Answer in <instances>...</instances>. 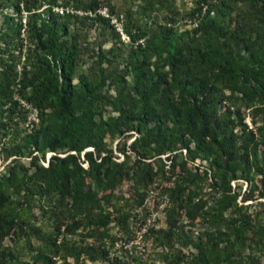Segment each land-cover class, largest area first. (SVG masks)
Instances as JSON below:
<instances>
[{"label": "trees", "instance_id": "16d2710c", "mask_svg": "<svg viewBox=\"0 0 264 264\" xmlns=\"http://www.w3.org/2000/svg\"><path fill=\"white\" fill-rule=\"evenodd\" d=\"M5 1L0 0V7ZM168 1L145 0L143 11L160 10L156 5ZM57 3L23 0L34 46L26 51L20 70L10 45L21 23L0 31L4 42L0 46V156L16 157L0 175V264H68V258L78 261L82 254L110 258L101 241L118 204L111 203L112 210L100 209L101 197L88 186V179L102 177L110 193L128 169L125 162L112 161L110 151L94 154L88 148L128 130L137 133L131 149L141 158L186 149L178 166L183 174H177L176 200L191 220L209 227L194 243L186 234L180 235L182 245L195 247L188 255L170 252L172 228L155 232L153 240L169 248L160 253L165 264L260 263L264 203L262 210L252 211L239 204V192L231 181L254 184L257 177L259 195L264 196V150L257 151L251 131L235 132L234 112L221 108L235 94L263 104L257 134L264 142V0H195L192 13L199 17L183 18L191 27L178 29L168 20L154 28L128 31L133 44L127 50L112 44L105 51L99 44L91 65L79 72L82 45L71 25L86 20L111 25L97 13L101 0H72L74 11L63 13L53 10ZM45 4L47 8L39 11ZM63 5L65 9L68 2ZM15 10L20 12L18 0ZM235 11L231 26L227 19ZM127 75L132 78V91L119 92L118 115L97 119L102 87L106 83L122 87ZM23 102L36 109L39 120L19 128L17 119L25 120L30 112ZM21 156L29 157L28 164L19 161ZM167 157L174 165L176 154ZM196 158L208 162L213 178L209 184L217 189L218 195L208 204L198 196L203 177L197 169L187 168ZM45 159V164L39 162ZM108 195L103 196L107 203ZM35 202L42 218L39 223L33 212ZM116 219L119 227L127 226L126 219ZM79 229H87L82 236L100 242L76 244L68 236ZM7 237L14 246L21 240L23 252L34 251L32 258L4 245ZM31 238L38 244L33 246Z\"/></svg>", "mask_w": 264, "mask_h": 264}, {"label": "rangeland", "instance_id": "374dc122", "mask_svg": "<svg viewBox=\"0 0 264 264\" xmlns=\"http://www.w3.org/2000/svg\"><path fill=\"white\" fill-rule=\"evenodd\" d=\"M15 2L16 0H7L5 1V5L0 7V31H9V27L12 24L15 26L19 22L21 23L18 33L13 35L14 45H10V53L17 56L15 59L16 69L20 70L25 62V53L29 48H33L34 42L32 41L31 30H29L27 25V12L23 11V0H18L20 12L15 10ZM64 2H68L66 6L71 9L72 0H58L53 10L56 6L59 8L63 6L64 8ZM161 4L156 5L160 10L149 12L143 11L145 0H101L100 7H106L110 16L113 18L117 17L122 23L125 34L123 36L116 31V25L111 21V17L106 19H108L112 28L107 23H98L92 20H86L84 24L75 21L71 25V29L76 30L80 34V43L82 45L81 62L77 72L88 69L95 59L94 52L97 51L99 44H101L102 49L105 51L112 44H116L121 49L127 50L133 44L128 31L133 33L137 28H154L168 20H173L175 27L178 29H187L191 27V24H188L183 18L193 20L199 17L197 13H192L195 0H169ZM45 8H47L46 4L39 11L45 10ZM236 16V11L229 15L227 21H229L231 26L235 25ZM112 30L118 34L119 39L112 33ZM0 46H4V42L1 40ZM121 67L122 65H120ZM73 82H76V78L73 79ZM131 83L132 78L130 75H127L122 87H116V85L108 83L102 87L96 104L97 119H105L108 116L118 115L119 110L117 108L120 106L118 104L119 92L124 95L130 94L132 91ZM235 95L233 101H223L221 109L224 110L228 107L234 112L232 115V118L235 120L234 131L239 135L244 131H251L254 135L253 142H257V151L262 152L264 150V142L260 140L257 128L262 124L263 111H261V108H263V104L256 101L249 103L241 97V94ZM77 97L80 98V95H77ZM236 109L239 113H235ZM28 117L29 113L27 112L25 120L21 118L17 119L19 128H26ZM136 135L137 133L133 130H128L123 134L117 133L112 137L106 136L100 145L88 148L94 154L101 152L104 155L110 151L112 161L117 163L125 162L124 168L128 169V174L116 184L110 193L108 189L105 190L100 180V178L103 179L102 177L95 178L96 180L88 179V186L95 189L99 197H101L100 209L112 210L111 203L117 201L118 204V211L113 214L114 219L108 225L107 237L101 241L105 248L108 249L110 258L101 259L96 257L92 259L88 255L82 254L78 261L73 260L71 257L68 258V264H112L113 257L115 258L113 260L114 264L124 262L126 264H165V260L161 259L162 255L160 253L163 250H169V248L153 240L155 232L161 230L167 231L172 228L170 238L172 247H170V252L188 255L196 251L195 247L192 243L182 245L181 241H179L180 235L186 234L194 243L198 241L199 233L204 228H209L207 224L191 220L176 200L177 197L174 192L178 184L177 174H183L178 171V166L180 167L187 154L186 149L179 148L171 153L166 152L161 155H154L153 157L141 158L131 149V142ZM7 138L5 137L4 139ZM121 149H124V151H121ZM49 154L51 153L48 152L45 156L48 157ZM174 154H176V158L173 165L170 163L167 155L171 157ZM13 158L16 157L12 156L4 160L0 156V175L6 170ZM17 158L23 164H28L29 162V157L21 156ZM138 159L141 161H138ZM39 162L45 164L46 159L44 161L39 160ZM83 165L85 167L88 166L85 162H83ZM187 168L192 171L197 169L203 177L198 189V196L202 197L200 201L203 204L210 203V200L215 198L218 193L217 189L212 188L209 184L213 178L212 171L208 169V162L196 158L194 161L188 162ZM205 171L207 175H205ZM256 179L257 177H255L254 184H250L243 179L231 181V185L235 186V190L239 192L238 203L247 205L250 211L255 209L262 210L263 205L261 202L264 203V196L259 195L258 191L260 189ZM104 195L110 196L109 203L103 199ZM35 205L33 212L37 216V222L39 223L42 218L40 217L38 203L35 202ZM116 218L126 219L127 226L119 227L116 224ZM85 232H87V229H79L75 234L68 237L76 244H88L90 242L98 244L100 242L95 238L82 236ZM38 242L36 238H31L33 246L37 245ZM18 243L14 246V241L11 237H7L3 241L4 245L14 246L16 251L20 250L22 257L31 259L34 251L24 249L23 252V242L20 240ZM258 264H264L263 257Z\"/></svg>", "mask_w": 264, "mask_h": 264}, {"label": "built area", "instance_id": "2783aa9c", "mask_svg": "<svg viewBox=\"0 0 264 264\" xmlns=\"http://www.w3.org/2000/svg\"><path fill=\"white\" fill-rule=\"evenodd\" d=\"M54 10L57 11V12H59V13H63L64 11H66V12L67 11H71V12L74 11V10L69 9L67 7L64 9L63 7L59 8L58 6H56L54 8ZM76 13L82 14L83 12L82 11H76ZM87 13L89 15H94L95 14V13H93L91 11H88ZM97 13L99 15H101L102 17H105V18L111 17V21L116 25L115 26L116 31H118L122 36L125 35L124 34L123 27H122V23L120 22V20L117 17L113 18L112 16H110V14L108 13L106 7H103V8L102 7H99L98 10H97ZM192 25H194V24H192ZM23 105H25L27 108H30L29 117H28V121H27L26 125H28V124L29 125H32L31 122L37 123L39 119H38V115H37L36 109L32 108L29 104H27L25 102H23Z\"/></svg>", "mask_w": 264, "mask_h": 264}]
</instances>
